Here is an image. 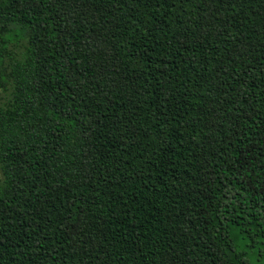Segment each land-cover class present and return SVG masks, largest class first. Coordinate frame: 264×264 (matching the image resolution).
I'll list each match as a JSON object with an SVG mask.
<instances>
[{
	"label": "trees",
	"instance_id": "trees-1",
	"mask_svg": "<svg viewBox=\"0 0 264 264\" xmlns=\"http://www.w3.org/2000/svg\"><path fill=\"white\" fill-rule=\"evenodd\" d=\"M0 264L264 259V0H0Z\"/></svg>",
	"mask_w": 264,
	"mask_h": 264
},
{
	"label": "rangeland",
	"instance_id": "rangeland-1",
	"mask_svg": "<svg viewBox=\"0 0 264 264\" xmlns=\"http://www.w3.org/2000/svg\"><path fill=\"white\" fill-rule=\"evenodd\" d=\"M6 101H7V95L4 93H0V106L3 105ZM257 259L252 258L251 264H264V259H262L261 261H258Z\"/></svg>",
	"mask_w": 264,
	"mask_h": 264
}]
</instances>
